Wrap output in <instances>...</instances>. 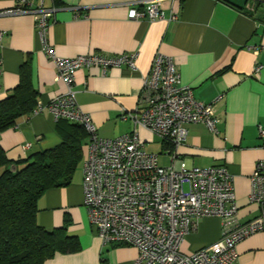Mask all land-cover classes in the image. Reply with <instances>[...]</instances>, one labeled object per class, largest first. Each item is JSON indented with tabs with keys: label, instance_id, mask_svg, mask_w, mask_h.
Wrapping results in <instances>:
<instances>
[{
	"label": "crops",
	"instance_id": "1",
	"mask_svg": "<svg viewBox=\"0 0 264 264\" xmlns=\"http://www.w3.org/2000/svg\"><path fill=\"white\" fill-rule=\"evenodd\" d=\"M55 8L47 41L60 58L82 55L115 57L136 54L135 69H80L74 79L76 103L97 127L100 137L133 133L129 119L137 111L143 82L156 54L172 58L182 85L193 97L212 103L216 133L203 124L189 127L185 142L174 148L142 129H136L144 149L157 155L158 165L185 161L195 168L223 167L233 181L237 221L264 215V205L250 200L249 178L264 160V3L256 0H164L163 17L130 19L139 0H42ZM257 2V1H256ZM19 0H0V101L19 82L26 64L37 91V112L19 119L0 133V146L10 161H19L57 146L61 139L47 104L65 93L55 80L56 68L41 48L30 15H2ZM174 18V19H172ZM258 69V71H256ZM87 140V139H86ZM30 145L28 150L24 146ZM165 162H161L160 159ZM81 167L69 186L46 191L37 202V223L46 230L65 229L77 238L76 253L59 254L44 264H133L137 249L102 246L82 204ZM221 220L206 217L189 233L181 252L189 255L217 241ZM232 264H264V231L236 245Z\"/></svg>",
	"mask_w": 264,
	"mask_h": 264
},
{
	"label": "built area",
	"instance_id": "2",
	"mask_svg": "<svg viewBox=\"0 0 264 264\" xmlns=\"http://www.w3.org/2000/svg\"><path fill=\"white\" fill-rule=\"evenodd\" d=\"M163 1L139 0L127 16L162 18ZM55 11L45 8L42 0H19L17 6L1 14L33 17L41 48L55 65V80L66 86L64 94L47 104L48 112L55 122H75L87 134L82 147V204L102 246L135 247L133 264H232L237 258V243L264 231V215L240 224L232 177L225 168H195L174 159L170 166L161 167L157 155L144 149L136 133L142 129L177 148L196 123L216 133L213 104L196 100L191 88L181 84L172 58L156 54L141 88V107L121 118L132 122L133 133L100 137L91 118L77 106L73 88L76 72L91 67L103 72L120 67L134 70L137 56H56L47 41ZM259 134L264 135L260 128ZM29 147L27 144L24 149ZM249 182L250 200L264 205V160L256 163ZM206 217L221 220V237L196 252L183 254L185 237Z\"/></svg>",
	"mask_w": 264,
	"mask_h": 264
},
{
	"label": "trees",
	"instance_id": "3",
	"mask_svg": "<svg viewBox=\"0 0 264 264\" xmlns=\"http://www.w3.org/2000/svg\"><path fill=\"white\" fill-rule=\"evenodd\" d=\"M261 4L259 1H254ZM38 93L23 64L19 82L0 101V133L35 111ZM61 142L19 161H10L0 146V264H44L57 253L79 251L78 240L65 229L46 230L37 223V202L48 190L70 185L82 161L87 134L75 122L59 120ZM12 166L16 167L11 172Z\"/></svg>",
	"mask_w": 264,
	"mask_h": 264
},
{
	"label": "water",
	"instance_id": "4",
	"mask_svg": "<svg viewBox=\"0 0 264 264\" xmlns=\"http://www.w3.org/2000/svg\"><path fill=\"white\" fill-rule=\"evenodd\" d=\"M15 171H16V167L15 166H12L11 172H15Z\"/></svg>",
	"mask_w": 264,
	"mask_h": 264
},
{
	"label": "rangeland",
	"instance_id": "5",
	"mask_svg": "<svg viewBox=\"0 0 264 264\" xmlns=\"http://www.w3.org/2000/svg\"><path fill=\"white\" fill-rule=\"evenodd\" d=\"M160 161L161 162H165L164 159H162V158L160 159ZM78 167H81V164Z\"/></svg>",
	"mask_w": 264,
	"mask_h": 264
}]
</instances>
